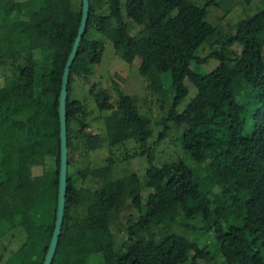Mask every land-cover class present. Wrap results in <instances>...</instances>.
Returning a JSON list of instances; mask_svg holds the SVG:
<instances>
[{
	"label": "trees",
	"instance_id": "16d2710c",
	"mask_svg": "<svg viewBox=\"0 0 264 264\" xmlns=\"http://www.w3.org/2000/svg\"><path fill=\"white\" fill-rule=\"evenodd\" d=\"M94 1L88 0L86 26L68 74L66 192L51 264L57 255L95 245L101 248V264H208L216 256L221 264H264V0L260 11L236 21L226 33L205 21L206 8L218 7L219 0L201 6L189 0H105L107 14L100 16ZM78 5L75 11L69 0H25L0 9V68H11L0 85V225L5 232L20 227L25 233L11 264L21 259L41 264L51 236L59 152L57 96L81 0ZM129 22L139 27L134 35ZM38 24L53 29L56 38L32 51L31 27ZM93 31L111 42L124 63L138 59V72L158 89L161 75L167 74L171 98L156 142L164 139L167 122L183 126L179 147L191 165L181 159L155 165L152 148L146 147L151 131L135 97L118 92L112 103L94 84L88 93L95 108L110 113L102 118L104 139L80 136L87 127L86 106L70 97L71 83L90 76L101 59L103 45L91 38ZM203 44L209 52L199 58L196 51ZM26 52L30 64L16 63ZM208 61L216 65L203 73L177 112L188 94L190 66ZM71 123L78 126L76 133ZM128 141L145 158L144 181L154 182L144 196L136 174L116 175L110 159L69 173L80 149L91 152L103 143L117 147ZM47 158L52 159L50 170H44ZM38 168L52 199L36 208L17 189ZM77 179L96 185L84 199ZM129 210L134 214L116 243L110 227Z\"/></svg>",
	"mask_w": 264,
	"mask_h": 264
},
{
	"label": "rangeland",
	"instance_id": "374dc122",
	"mask_svg": "<svg viewBox=\"0 0 264 264\" xmlns=\"http://www.w3.org/2000/svg\"><path fill=\"white\" fill-rule=\"evenodd\" d=\"M23 1L25 0H0V9ZM189 1L197 6H201L207 0ZM69 3L72 10H78L79 0H69ZM217 3L218 7L210 6L206 8L205 21L223 33L228 32L230 29L233 30L236 21L248 18L262 8L260 0H250L249 4H245L240 0H219ZM92 6L97 16L107 14L105 0H95L92 2ZM112 25H114L113 22ZM128 27L130 35H134L139 30L138 26L132 25L130 22L128 23ZM55 38L56 32L53 29L42 24L33 25L30 34L32 51L54 42ZM91 38L97 42H101L103 45L101 59L97 65L91 67L92 74L90 76L87 78H76L71 83L70 97L83 101L86 106L87 127L80 136L98 135L101 139H104L102 118L110 113L99 112L95 108L92 98L88 93L90 85L94 84L96 89L104 91L109 96L112 103L116 101L118 92L135 97L137 109L148 121V129L151 131V136L147 141L146 147L152 148L155 165L176 159H181L191 165L179 147L180 134L184 129L183 126L176 127L172 123L167 122V131L164 134V139L156 142L157 134L163 128L161 121L167 116L171 98L167 74L161 75L163 77L161 81L162 88L158 89L150 78H146L138 72V59H135L132 64H126L114 54L111 42L108 39L98 35L94 31L91 32ZM234 49L236 51L239 50L237 46H234ZM208 52V46L203 44L197 49L196 54L199 58H203ZM15 62L21 65L30 64L31 60L28 58V52L22 54ZM215 65L216 62L208 61L200 67L190 66L186 80L188 94L177 107V112L183 109L188 99L194 94V89L198 85L203 73L210 71ZM34 70L38 75L40 71L39 66L34 65ZM10 71L11 68L8 66L0 68V85L3 82L2 75H9ZM70 129L72 133H76L78 126L75 123H71ZM138 152L139 147L133 141H128L117 147H109L106 143H103L102 146L91 152L80 149L76 155L74 166H70L69 168V173L87 166L88 168H94L104 165L105 161L110 159L116 175L136 174L142 188V195L144 196L150 188L154 187V182L146 183L144 181L146 161L144 157L138 156ZM52 168V159L47 158L44 170ZM32 173L34 177L30 181L22 182L17 189V193L21 199L27 200V202L39 208L52 199V191L45 189L41 169H35ZM74 183L81 194V199H84L86 194L96 186L92 181L88 180L81 181L77 179ZM78 211L80 212V210ZM133 214L134 211L131 210L120 214L119 218L110 227L116 243H119L124 238L126 221L131 219ZM2 229L3 226L0 225V264H11V255L24 242L25 233L20 227H15L6 232ZM208 238L212 241V236ZM100 250V246L95 245L66 255H57L53 264H101ZM14 263L16 264L15 261ZM17 263L28 264L27 260L24 259H21V261L17 260ZM191 263L205 264L201 261H192ZM208 264H221V259L216 256L214 261Z\"/></svg>",
	"mask_w": 264,
	"mask_h": 264
},
{
	"label": "water",
	"instance_id": "95a60500",
	"mask_svg": "<svg viewBox=\"0 0 264 264\" xmlns=\"http://www.w3.org/2000/svg\"><path fill=\"white\" fill-rule=\"evenodd\" d=\"M88 0H81L80 19L73 39L70 51L65 60L62 74L60 77V87L57 96V121H58V139H59V152H58V172H57V187H56V206L54 214L53 228L51 236L43 257L41 264H51L58 237L61 231L64 209V197L66 192V172H67V145H66V117H65V103L67 98V83L70 65L77 53L81 37L88 17Z\"/></svg>",
	"mask_w": 264,
	"mask_h": 264
}]
</instances>
